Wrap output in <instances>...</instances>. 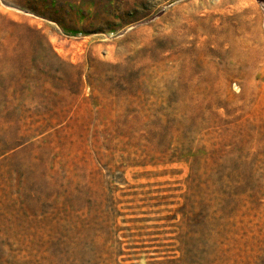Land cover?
Segmentation results:
<instances>
[{"label":"rangeland","instance_id":"obj_1","mask_svg":"<svg viewBox=\"0 0 264 264\" xmlns=\"http://www.w3.org/2000/svg\"><path fill=\"white\" fill-rule=\"evenodd\" d=\"M0 264H264V0H0Z\"/></svg>","mask_w":264,"mask_h":264}]
</instances>
